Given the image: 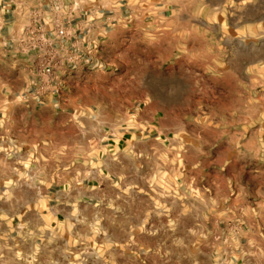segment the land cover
<instances>
[{"label":"clouds","instance_id":"9594fccd","mask_svg":"<svg viewBox=\"0 0 264 264\" xmlns=\"http://www.w3.org/2000/svg\"><path fill=\"white\" fill-rule=\"evenodd\" d=\"M0 264H264V0H0Z\"/></svg>","mask_w":264,"mask_h":264}]
</instances>
